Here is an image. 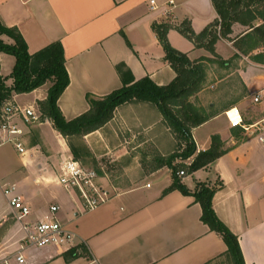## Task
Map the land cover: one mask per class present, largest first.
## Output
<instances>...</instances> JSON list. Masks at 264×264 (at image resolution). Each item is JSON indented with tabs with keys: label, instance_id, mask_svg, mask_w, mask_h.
Returning <instances> with one entry per match:
<instances>
[{
	"label": "crops",
	"instance_id": "obj_1",
	"mask_svg": "<svg viewBox=\"0 0 264 264\" xmlns=\"http://www.w3.org/2000/svg\"><path fill=\"white\" fill-rule=\"evenodd\" d=\"M168 1L156 0L158 5L152 8L151 0H0V21L19 29L31 53L53 41L62 42L70 83L58 104L64 116L73 119L89 109L88 93L103 96L122 87L118 64H125L135 79L150 76L162 85L175 78L153 30L155 22L173 25L167 34L170 44L191 59L212 56L176 26L189 20L194 31L201 32L218 17L213 0H175L174 5ZM262 22L257 18L255 24ZM232 29L231 38L249 30L241 22H235ZM215 51L228 59L237 49L232 40L222 38ZM262 51L264 46L253 53ZM242 59L246 63L236 69L246 95L254 96L264 89V64L249 55ZM14 64L13 55L0 53L2 75H9ZM41 87L28 93L34 94L30 103L35 101V106L47 97L46 90L39 92ZM18 95L11 103L18 104ZM30 103L21 106L33 107ZM136 103L119 105L104 126L80 137L93 156L111 157L113 164L122 161L119 164L130 181L129 186L117 189L100 166L111 198L92 210L84 211L78 195L58 182L61 159L71 149L51 120L21 124L25 153L12 143H0V228L14 215L5 194L14 185L30 206L32 219L44 218L51 205H59L58 217L75 234L74 246L83 243L87 248V255L67 261L64 252L72 246L29 247L24 251L28 264H234L221 234L202 220V206L195 195L178 188L167 191L173 183L172 170L156 158L179 150V140L156 104ZM255 105L264 115V105ZM227 110H219L192 130L195 154L211 146L214 134L223 140L226 152L182 177V182L194 191L198 182L213 185L222 180L213 208L238 236L245 264H264V145L235 128ZM211 122H216L214 128L199 131ZM193 158L175 162L189 163ZM4 234L0 257L17 249L23 235L16 222Z\"/></svg>",
	"mask_w": 264,
	"mask_h": 264
},
{
	"label": "trees",
	"instance_id": "obj_2",
	"mask_svg": "<svg viewBox=\"0 0 264 264\" xmlns=\"http://www.w3.org/2000/svg\"><path fill=\"white\" fill-rule=\"evenodd\" d=\"M213 3L218 17L201 32H195L189 20H184L176 26L185 37L194 42L195 46L205 47L212 52V56L191 59L187 53L177 50L170 44L167 34L173 25L167 22H155L152 25L153 30L163 45L165 59L176 72L175 78L162 85L156 83L150 76L135 79L125 64H118L117 69L123 81L122 87L103 96L88 93L86 97L90 105L89 109L73 119H67L58 104L59 97L70 83L62 42L53 41L31 53L19 29L0 21V53L4 52L15 57L14 67L9 75L1 74L0 65V124L4 117V106L10 103L16 94L28 93L49 83L47 97L37 102L40 121L51 120L54 128L68 139L70 154L87 165L84 162L85 158L94 159L93 154L84 142L81 146L71 143L72 138L82 137L104 126L113 118L115 109L123 103L145 101L156 104L169 127L177 135L180 145L179 150L169 156L156 158L162 166L166 165L172 170L173 183L167 191L178 188L185 194H194L202 206V220L212 230L221 234L234 264H245L238 236L218 217L213 208L214 194L223 186V181L219 180L213 185L198 182L196 189L191 191L177 176L179 165L175 162L177 158L187 159L194 155L192 162L186 165L188 173H193L215 161L227 150L223 148L220 136L214 134L211 146L195 154L193 128L219 113L213 105H210L212 108L208 111L207 108L196 105L190 99L204 88L208 65L217 63L223 68H230L241 60L243 55H249L255 62L264 64V51L253 53L255 49L264 46V0H213ZM257 18H261L263 22L255 24ZM235 22L247 25L249 30L243 35L231 38ZM3 36L9 37L12 42L6 41ZM222 38L232 40L237 49L228 59L215 51L217 41ZM235 128L242 129L240 126ZM94 168L102 173L99 166L96 165ZM83 255H87V248L83 243L64 252L67 261Z\"/></svg>",
	"mask_w": 264,
	"mask_h": 264
},
{
	"label": "built area",
	"instance_id": "obj_3",
	"mask_svg": "<svg viewBox=\"0 0 264 264\" xmlns=\"http://www.w3.org/2000/svg\"><path fill=\"white\" fill-rule=\"evenodd\" d=\"M174 3L175 0L168 1L169 5ZM157 5L156 0H151L152 8H156ZM253 103L264 105V89L253 96ZM3 111L4 117L0 124V134L3 136L0 138V143H12L21 153H25L26 148L21 140L23 134L21 124L40 122V112L31 106H21L11 102L4 106ZM227 113L233 117L234 127H242L249 136L257 138L264 145V115L259 120L246 122L239 107L229 108ZM60 166L58 182L78 195L84 211L95 209L110 200V188L103 182L98 170L84 165L71 154L61 159ZM180 173L185 172L181 170ZM5 194L14 210L13 219L23 235L17 249L0 257V264H28L24 251L29 247L74 246L75 234L59 219V205H51L49 214L44 218L32 219L31 208L19 194L16 186L7 187Z\"/></svg>",
	"mask_w": 264,
	"mask_h": 264
},
{
	"label": "rangeland",
	"instance_id": "obj_4",
	"mask_svg": "<svg viewBox=\"0 0 264 264\" xmlns=\"http://www.w3.org/2000/svg\"><path fill=\"white\" fill-rule=\"evenodd\" d=\"M245 63H246V60L244 59H242V61L238 60L237 63L235 65H231L230 68H223L217 63H210L208 65L207 79H206V82L204 83V88H206V90L202 92V94L200 95L197 93L194 94L192 97H190V99L196 105L207 108L208 111L211 110L212 108L210 105H213V108L216 111L223 110L224 108L229 109L232 107H239L243 112L246 122L259 120L260 118L263 117V112L259 110V106L253 103V95H249V94L246 95V90L243 85L240 72L236 69L237 66L242 67L244 66ZM49 85H50L49 83H47L46 85H43L40 88L39 92H42L45 90L48 91ZM28 93L19 94L17 98L15 99V101L20 105L29 104L34 94H28ZM138 103H145V101H140ZM30 104L34 108L37 107L35 106V101H33ZM140 105L141 104H139V109H141L142 107ZM215 125H216V122H211L210 124L201 128L199 131L208 130L209 128H214ZM177 140H178V137H177ZM70 142L75 144L76 146L82 145V141L80 137L72 138ZM143 145H147L145 148L146 151L151 152L152 148L148 146V144H143ZM84 162H86L85 164L89 166L95 167L97 165L99 167L100 166L104 167L110 179L112 180V182L118 187V188L116 187L117 189L127 187L130 185V181L127 180L128 178L126 179L127 174L125 170L119 164V163H122V161L121 162L119 161L113 164V160L111 157L94 155V159L90 157H86ZM176 163H178L179 165L177 176L180 177L181 180H182V177H185L191 174V173H188V167L186 166L190 164L191 162L186 163L185 161L179 160V162H176ZM181 170H184L185 173L181 174L180 173ZM12 219L13 217L11 216V218L9 217V219L6 222L1 224L2 227L0 228V241L6 234V233L4 234V232H6V229L15 223L13 222L14 220ZM5 245L9 246L10 241L7 240L5 242Z\"/></svg>",
	"mask_w": 264,
	"mask_h": 264
}]
</instances>
